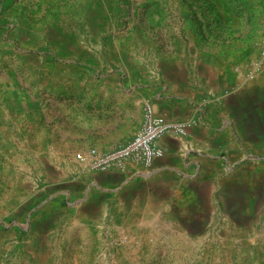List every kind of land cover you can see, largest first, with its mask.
<instances>
[{
  "label": "rangeland",
  "instance_id": "rangeland-1",
  "mask_svg": "<svg viewBox=\"0 0 264 264\" xmlns=\"http://www.w3.org/2000/svg\"><path fill=\"white\" fill-rule=\"evenodd\" d=\"M87 14L105 18L109 30L102 38L83 33L74 62L57 46L58 32L66 24L80 30ZM115 33L126 39L111 40ZM143 35L160 40L164 54H219L263 69L264 0H0V264H74V243L85 241L82 231L93 235L85 193L106 172L77 158L100 147L85 137L86 119L94 122L84 89L110 69V58L153 56ZM252 163L258 171L238 172L235 191L214 189L202 223L157 207L141 224L111 204L103 214L110 237L77 264H264V159Z\"/></svg>",
  "mask_w": 264,
  "mask_h": 264
},
{
  "label": "crops",
  "instance_id": "crops-1",
  "mask_svg": "<svg viewBox=\"0 0 264 264\" xmlns=\"http://www.w3.org/2000/svg\"><path fill=\"white\" fill-rule=\"evenodd\" d=\"M106 24L105 18L87 14L80 30L72 24L59 30L57 46L70 50L68 57L78 62L83 33L102 38L109 30ZM141 37L151 41L153 56L110 58V69L99 81L92 78L91 87L84 89L86 111L90 110L94 122L90 125L86 119L85 137L100 149L124 142L141 126L147 103L169 120H193V125L185 138L162 137L159 142L164 154L151 166L129 161L122 171L93 178L99 186L85 193L90 211L85 214L96 225L95 233L89 236L82 231L80 239L98 242L89 244L90 248L83 240L74 243V264L87 250L95 256L103 248V240L110 237L103 229V214L111 204H116L121 218L139 216L136 222L141 224L147 223L145 217L157 215V207L178 209L187 225L202 223L206 205L215 199L214 191L222 187L235 191L238 172L251 178L259 169L252 161L264 159V66L253 80H241L237 76H246L250 67L239 66L232 57L164 54L158 49L160 40ZM110 38L116 41L126 36L115 33ZM87 57L88 64H93L92 57ZM96 209H101V219L94 215ZM120 221L125 224V219ZM186 230L196 233L188 226ZM55 234L52 246L56 255H62L66 248Z\"/></svg>",
  "mask_w": 264,
  "mask_h": 264
},
{
  "label": "built area",
  "instance_id": "built-area-1",
  "mask_svg": "<svg viewBox=\"0 0 264 264\" xmlns=\"http://www.w3.org/2000/svg\"><path fill=\"white\" fill-rule=\"evenodd\" d=\"M260 65L255 62L246 76L254 77L261 69ZM192 125L193 120H169L147 103L141 126L127 140L107 149L91 147L77 153V158L89 169L100 172L122 171L129 161L140 162L149 167L164 154L159 142L162 137L174 135L185 138Z\"/></svg>",
  "mask_w": 264,
  "mask_h": 264
}]
</instances>
